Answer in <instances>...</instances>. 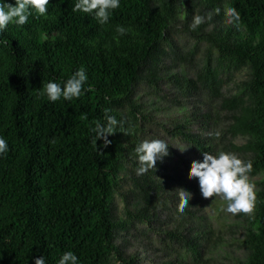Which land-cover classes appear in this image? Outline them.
I'll return each mask as SVG.
<instances>
[{"label":"trees","instance_id":"trees-1","mask_svg":"<svg viewBox=\"0 0 264 264\" xmlns=\"http://www.w3.org/2000/svg\"><path fill=\"white\" fill-rule=\"evenodd\" d=\"M76 2L49 0L45 16L34 14L24 26L10 24L0 33V137L8 143L0 155V264H34L41 256L45 264H58L67 251L78 264H143L125 253L126 240L115 239L117 231L135 229L157 235L165 254L157 264H209L204 255L212 233L195 198L197 180L188 173L203 153L219 151L251 160L250 177L262 176L256 229L243 235L238 264H264V0H120L104 25L91 14L73 12ZM226 4L240 13L239 27L225 24ZM217 7L219 15L189 30L194 15ZM176 25L207 45L193 76L183 65L193 64L196 47L174 42L170 31ZM117 26L128 31L118 35ZM222 62L227 72L249 70L235 93L223 92ZM82 67L84 88L94 91L71 101L39 96L44 84L63 85ZM140 85L176 106L193 102L206 128L214 127L210 135L180 133L193 157L180 159L176 174L155 167L137 176L134 148L121 147L119 128L108 147H101L102 140L97 150L93 144V121L105 123L106 109L125 122L124 129L136 120L134 92ZM207 103L212 108L202 111ZM238 137L243 143H235ZM120 171L129 183L121 195V218L108 199L109 182ZM178 189L191 194L182 214Z\"/></svg>","mask_w":264,"mask_h":264},{"label":"rangeland","instance_id":"rangeland-1","mask_svg":"<svg viewBox=\"0 0 264 264\" xmlns=\"http://www.w3.org/2000/svg\"><path fill=\"white\" fill-rule=\"evenodd\" d=\"M170 37L183 49L196 47L193 64L190 66L183 65L186 73L193 76L195 71L202 66L204 57L207 55V45L203 42L199 43L193 37L183 33V28L180 25L171 28ZM210 55L216 63L217 52L212 49ZM186 63L188 62L186 61ZM221 66L224 69L223 78L225 80L223 92L225 94L235 93L236 84L248 79V68L243 67L236 72H227V63L222 62ZM134 103L138 109V112L134 114L136 120L129 119L127 121V128H125L127 134L120 132L117 135L119 143L124 149H132L144 139L164 140L169 145V155L164 157L162 161H157L155 167L160 172L169 175L179 172L178 161L180 159L193 157L192 151L181 138L180 133L188 131L210 135L214 128L211 127V130L206 128L207 123L205 120L202 122L201 118L197 116L193 102L182 103L178 106L173 105L154 96L145 85H140L135 89ZM211 108V105L207 103L202 106V111L207 112ZM123 112L128 113L127 111ZM243 141L242 137L235 139L237 144L243 143ZM185 148L187 150L182 152ZM112 177L113 179L109 182L108 199L116 206V214L121 218L124 208L121 195L129 188V183L124 171H120L117 176ZM260 179L262 176L250 177V182L255 185L256 192L259 189ZM197 193L195 198L199 202L202 214L205 216L212 233L210 237L212 246L205 251L208 252L205 253L204 257L209 260V264H238L242 258L240 245L243 235L251 227L256 229L255 209L252 214L238 213L233 216L225 210L228 201L221 200L219 197L204 199L199 190ZM116 233L118 235L115 238L116 243L119 244L126 240L128 249L125 253L131 254V256L137 255L143 264H157L165 257L157 235L146 236L137 229L129 232L121 230ZM168 257H170V253ZM111 264L120 263L112 260Z\"/></svg>","mask_w":264,"mask_h":264},{"label":"clouds","instance_id":"clouds-1","mask_svg":"<svg viewBox=\"0 0 264 264\" xmlns=\"http://www.w3.org/2000/svg\"><path fill=\"white\" fill-rule=\"evenodd\" d=\"M49 0H14L13 4L0 2V33L4 32L12 24L22 27L28 23L29 17L35 14L38 19L47 14V5ZM120 7V0H77L73 12H82L93 15L94 19L101 25L107 24L111 13ZM221 8L217 7L206 16L194 15L190 31H195L201 24L211 21L213 15H219ZM224 22L227 25L240 26L241 16L235 7L224 5L223 8ZM128 30L122 26L116 27L118 35H125ZM88 77L86 70L82 67L77 70L67 81L61 85L56 82L44 84L39 91V96L46 97L50 102H56L63 98L65 101H71L73 98H79L85 91L92 92L94 89L89 86L87 89L84 85ZM105 110V123L99 120L93 121L95 127L91 129L95 133L93 144L97 150V141L102 140L101 147H108L111 141L109 136L117 132L127 134L124 129V121L117 120L113 115L108 114ZM86 119L87 117H83ZM219 135L218 133L216 134ZM57 141L51 140L52 144ZM126 146V145H125ZM169 145L162 139H144L134 148V155L138 167L136 175L141 176L149 170L155 169L157 161L169 155ZM187 150L185 148L183 151ZM8 151V143L0 137V155ZM181 151V150H180ZM99 154H102L98 152ZM253 170L251 160H242L235 153L219 151L216 154L205 152L202 154V161H193L188 173V179H196L199 186L200 195L204 199L219 197L229 203L226 212L235 216L238 213L252 214L257 202V193L255 185L250 182V173ZM179 197L177 206L178 213H184L188 207V199L191 194L183 189L176 190ZM34 264H45L43 256L34 260ZM58 264H78L76 255L67 251L63 253Z\"/></svg>","mask_w":264,"mask_h":264}]
</instances>
